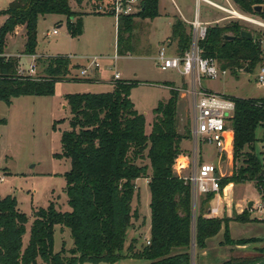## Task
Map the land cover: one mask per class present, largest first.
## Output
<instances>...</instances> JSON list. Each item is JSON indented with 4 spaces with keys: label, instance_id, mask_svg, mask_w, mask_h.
Instances as JSON below:
<instances>
[{
    "label": "trees",
    "instance_id": "obj_1",
    "mask_svg": "<svg viewBox=\"0 0 264 264\" xmlns=\"http://www.w3.org/2000/svg\"><path fill=\"white\" fill-rule=\"evenodd\" d=\"M231 1L243 15L264 20V0ZM256 6H261L260 11L254 9ZM48 14L65 16L71 37L82 34L84 13L77 14L70 0H11L0 10V101L6 105L21 96L52 95L58 82H90L89 78L71 73L79 64H73L70 55L35 57L41 68L35 76L20 72L19 56L6 55L8 35L22 26L24 45L20 55L33 56L38 17ZM158 15V0H140L136 12L119 15L117 55L133 49L135 18L153 19ZM243 30L247 28L239 19L207 26L205 38L199 41L201 56L215 59L220 68L232 73L262 64V34L248 30L252 38L247 39L241 36ZM225 34L233 39H224ZM170 38L176 39L179 55L183 54L190 45L191 26L189 33L185 22L175 17ZM139 83L114 79L112 90L107 92L65 94L71 117L69 129L61 133V154L56 157L70 161V168L64 173L69 210H58L52 202L34 210L29 239L24 245L27 216L18 208L15 196L0 197V264H115L124 258L142 260V264H200L192 262V245L200 254L206 250L208 238L220 230L224 245L264 242L263 237H230V221H257L249 216L247 208L230 217L206 216L214 197L212 192L204 194L194 213L191 186L173 169L175 159L183 153L182 141L190 137V130L178 131L179 93L171 87L169 98L157 103L152 109L150 131L146 132L145 117L130 98L132 88ZM230 97L235 103L230 126L236 164L232 174L221 179L220 187L254 182L264 202V164L261 151L258 153L255 148L259 139L264 142V132L259 139L255 134L258 126L264 128V98ZM138 178L147 179L150 193L149 244L145 239L139 242L136 236L127 241L128 230L139 218V210L132 208ZM56 225L70 231L71 248L66 250L63 243L59 251H54ZM256 248L257 255L248 257L235 253L231 247L225 260L213 264H264V246Z\"/></svg>",
    "mask_w": 264,
    "mask_h": 264
},
{
    "label": "rangeland",
    "instance_id": "obj_2",
    "mask_svg": "<svg viewBox=\"0 0 264 264\" xmlns=\"http://www.w3.org/2000/svg\"><path fill=\"white\" fill-rule=\"evenodd\" d=\"M10 1L0 0V10L5 9ZM212 1L221 5L230 3L237 9V6L231 0ZM165 2L166 8L176 14L174 18L181 17L184 19L186 30L189 33L190 22L197 14L199 21L206 24V26L214 24L223 25L230 20H236L230 17L224 18L226 16L225 12L203 1L197 4L195 0H175V6L170 0H160L161 7ZM70 4L77 14L99 13L106 15L91 14L85 17L87 31L82 37H69V35H66L65 16L49 15L45 20L42 16L38 17L37 31L39 45L37 52L41 54V51H44L45 47V53L47 54L67 53L85 55L90 59L93 56H99V67L89 73L87 75L89 77H81L89 78L90 80L88 81L90 82H58L55 85L54 93L49 96L19 97L13 100L10 105H6L0 101V119H5V122H1L0 120V178H2L0 180V196H15L18 208L27 216V227H30L29 225L33 220L34 210L40 207H47L49 202H52L58 210H69L64 192V173L69 170L70 161L65 157H56L58 154H61V133L69 129L71 111L65 99V94L67 93H100L110 91L111 85L107 81L110 78L114 80L113 74L119 71L122 78L140 82L136 87L132 88L130 98L134 103L135 109L144 115L145 127L149 129L153 119L152 109L156 107L159 101L169 98V90L172 87L179 93L176 109L178 131L183 133L185 130H190V137L181 143L182 154L191 160L192 153L196 150H193V138L191 136L194 98L189 92L192 88L190 77L182 75L174 69L161 70L156 63L157 51L161 47L166 48V54L168 55L180 53L176 39L170 38V36L167 37V35H170L171 29L168 18L163 16L156 18L151 29L136 22V28L133 30L134 33L131 36L133 49L131 52L123 56L118 55L117 59H113L116 53V25L112 17L109 1L81 0L77 2L76 0H70ZM58 19L62 21H58ZM2 22L3 18L0 17V25ZM240 22L247 30L255 31L256 33L260 32L262 37L264 36V29L244 20H240ZM60 24L61 26H59ZM54 27L58 29V32L46 35V32L51 31ZM22 34V31L18 30L15 35L12 34L13 37L7 38L6 55L9 53H15L13 56L20 55L21 50H23L24 41L20 37ZM9 50H17V52H9ZM18 53L19 55H17ZM87 59L78 63V59L71 56L73 64H79V68L72 69L71 73L80 77V68L91 70V60ZM29 63L31 61L26 57L22 58L19 70L21 69L23 74L33 76L40 74L41 68L35 59L32 61L35 67L34 73L28 72ZM260 65H264V62L257 64L252 70H240L236 73H232L227 69L228 73L225 76L216 79L203 76L201 77L200 85L197 84L196 88L243 98H264V86H261L257 81ZM98 77L101 81H99ZM120 80L122 79L120 78ZM263 132L264 128L258 126L255 130L256 137L258 139L261 138ZM262 144L263 141L259 139L255 144L256 152L262 151ZM217 155V151L212 146L201 142L196 161L216 164L219 162ZM142 162L148 163L147 160ZM220 163L223 174L222 179L230 176L236 164L233 157L232 161L223 158ZM191 171L192 168L187 169L185 175L190 174ZM146 182V178H139L138 181L135 180L136 187L132 208L139 210V218L134 220L133 228L128 230V242L133 236H136L139 242H142L149 223L150 193ZM228 190V200H231V206L225 205V203L221 205L222 216L230 217L235 212L238 211L240 213L247 208L250 210L249 216L257 220L246 223L234 222V224L229 226L230 237L233 239L264 238V221H261L264 220V206L261 208V211L255 208L257 203L262 202L255 183H232L231 191L230 189ZM203 199L204 195L196 196L193 202L194 213L199 210V205ZM249 201H253L250 208L247 207ZM211 203L212 201H210ZM226 208L229 209L230 215L224 213L226 212ZM58 227L59 225L54 228L53 249L55 252L60 250L63 243L66 250L72 247V239H69L68 236L69 230L65 228L67 234L65 233V229H58ZM222 234L223 230L206 242L208 254L203 258L199 257L200 254H196L197 251L194 245H192V262H209L210 264L222 262L228 256L226 246L234 248L235 253H242L248 257L257 255L256 247L264 246V242H249L237 246L224 245L221 244L223 240ZM142 263V260L124 258L115 264Z\"/></svg>",
    "mask_w": 264,
    "mask_h": 264
},
{
    "label": "built area",
    "instance_id": "obj_3",
    "mask_svg": "<svg viewBox=\"0 0 264 264\" xmlns=\"http://www.w3.org/2000/svg\"><path fill=\"white\" fill-rule=\"evenodd\" d=\"M110 7L112 15L118 20L121 14H132L139 9L140 0H110ZM213 5L226 13L229 18H235L247 21L253 25L264 29V20L258 17L246 16L230 3L228 5L215 4ZM191 26V41L189 48L181 55L166 54V48L161 47L158 50L156 63L161 70L174 69L182 75H188L192 88L189 92L194 98L191 127V136L193 138V150L191 160L180 154L173 163L174 171L182 177L185 181L189 182L192 191L193 202L197 195H204L212 192L216 201L213 206H210L208 216L220 215L222 204L226 203V198L229 195L227 184L220 187V181L223 177L221 171V161L223 158L232 161L233 157V129L230 126L231 118L234 114L235 103L230 95L197 89V84L200 85L201 77H208L216 79L225 76L228 73L227 69H222L213 58H205L201 56L199 41L203 40L206 35V24L199 21L197 15L190 22ZM53 34L58 32L57 28L51 31ZM261 50L264 56V36L260 40ZM11 56V55H7ZM117 53L114 54L113 59H117ZM89 60V58L87 59ZM91 70L80 68V77L87 76L95 68L99 67V56H93L91 59ZM28 72L34 73V64L31 62L28 65ZM20 72L23 71L20 69ZM30 75V74H29ZM114 79H120L119 71L113 74ZM257 81L261 86H264V65H260ZM205 142L207 145L212 146L217 151L218 161L216 164L212 162H198V149L200 143ZM261 158L264 164V142L262 144ZM192 168L190 174L185 175V171ZM2 180V178H0ZM231 191V189H230ZM262 201V200H261ZM264 202L257 203L255 208L261 211ZM146 244H149V238H144Z\"/></svg>",
    "mask_w": 264,
    "mask_h": 264
},
{
    "label": "crops",
    "instance_id": "obj_4",
    "mask_svg": "<svg viewBox=\"0 0 264 264\" xmlns=\"http://www.w3.org/2000/svg\"><path fill=\"white\" fill-rule=\"evenodd\" d=\"M170 1H172L173 2V4L176 6V4H175V0H170ZM196 1V3L197 4H199V2L200 1H203V2H205L206 4H208V5H213V3H215V4H218V3H216V2H214V1H212V0H195ZM71 5V4H70ZM228 5V4H227ZM214 6V5H213ZM159 9H160V11H159ZM158 12H159V15L157 16V17H155V18H153V19H139V18H136V19H138V20H136V19H134L135 20V22H138L139 24H141V25H144L145 27H150V29L152 28V24H153V22L155 21V19L156 18H158V17H160V16H163V17H166V18H168V20H169V23H170V27H171V25H172V23H173V18H174V16H176V14H174V13H172L169 9H167L166 8V2L165 3H163V5H162V7H161V5H160V0H158ZM91 14H93V13H84L83 15H82V34L79 36V37H82L83 35H85V33H86V31H87V27H86V22H85V17H87L88 15H91ZM226 14V13H225ZM49 15H55V14H48V15H46V16H44V20L46 19V17L47 16H49ZM93 15H96V14H93ZM103 15H106V14H103ZM198 15V14H197ZM56 16H63V15H56ZM64 17V16H63ZM112 17H113V19H114V22H115V25H116V29H115V31H116V36H115V51H116V40H117V20H116V18H115V16H113L112 15ZM3 18V17H2ZM58 18H60V17H58ZM181 18V17H180ZM224 18H228L227 16H225ZM182 19V18H181ZM183 21H184V19H182ZM58 21H62L61 19H58ZM66 22V21H65ZM185 22V21H184ZM59 26H61V24L59 25ZM37 28H38V21H37ZM18 30H20V31H22V33H23V27L22 26H20V27H17L16 29H15V32L14 33H12L13 35H15L17 32H18ZM52 31V30H51ZM51 31H47L46 32V35H49V34H53ZM133 33H134V31H133ZM132 33V34H133ZM12 34H10V35H8V37H13V35ZM170 34H171V29H170ZM66 35L68 36L69 34H68V32L66 31ZM149 35H150V33H149ZM168 36H170V35H167V37ZM7 37V38H8ZM20 37H22L23 38V40H24V36H23V34H22V36H20ZM69 37H71L70 35H69ZM166 37V38H167ZM164 41V40H163ZM163 41H161V42H163ZM161 42H159V43H161ZM23 45H24V41H23ZM38 45H39V39H38V31H37V46H36V50H35V54L33 55V56H27V55H19V53L17 54V55H19V58H20V60H19V63H21V59L22 58H24V57H26L28 60H30L31 62L33 61V59L35 58V57H38V56H45V55H57V54H65V55H70V56H72V57H75V58H77L78 60V63H81L84 59H86V58H89V57H86L85 55H75V54H67V53H56V54H53V53H50V54H47V53H45L46 52V48L44 47V51H41L42 53L41 54H39L38 52H37V49H38ZM6 51H7V49H5V53H6ZM22 51V50H21ZM9 52H17V50H15V51H10L9 50ZM157 53H158V51H157ZM7 55H11V56H13V55H15V53H9V54H7ZM90 59V58H89ZM30 64V63H29ZM28 64V65H29ZM96 72H97V70H96ZM120 78L121 79H126V78H122V76H121V74H120ZM98 79H99V77H98ZM110 80H111V78H110ZM110 80H108L107 82L111 85V90H112V84H111V82H110ZM99 81H101V79H99ZM93 82H98V81H93ZM21 97H30V96H21ZM17 98H19V97H17ZM17 98H14V99H12V101L13 100H16ZM0 120H2L1 122H5V119H0ZM145 129H146V127H145ZM146 131H150V128L149 129H146ZM139 180V178L136 180V181H138ZM147 183V182H146ZM231 186H232V183H231ZM231 186H228L227 187V189H231ZM135 196V195H134ZM0 197H2V196H0ZM228 197H229V195L227 196V197H225L226 198V203H228V206H231V200H228ZM212 201V203L210 204V206H213L214 205V202L216 201V199L213 197V199L211 200ZM36 210V209H35ZM229 209H225V211L226 212H224V213H226V214H228V215H230L231 213L228 211ZM67 211V210H66ZM238 212V211H237ZM239 213V212H238ZM208 214V213H207ZM207 214H206V216H207ZM222 212H221V209H220V215H218V216H222ZM234 222H236V221H230L229 222V224H228V227L230 226V225H232V224H234ZM28 223V222H27ZM32 223V222H31ZM31 223H30V225H31ZM29 225V226H30ZM57 226V225H56ZM55 228V227H54ZM62 227L61 226H59L58 227V229H61ZM63 229H65V228H63ZM29 231H30V227H27L26 226V231H25V234L23 235V244L24 245H26L27 244V242H28V239H29ZM220 232H222V230H220ZM219 232V233H220ZM65 233H67V231H66V229H65ZM218 233V234H219ZM68 234V233H67ZM129 234V233H128ZM223 235V234H222ZM68 236H69V239L71 238L70 237V231H69V234H68ZM144 238H149V227L147 226V228H146V230H145V236H144ZM232 238V237H231ZM210 238H208V240H209ZM233 239V238H232ZM207 240V241H208ZM226 248V252H227V255H229V252H230V246H226L225 247ZM207 254H208V252L205 250V251H203V252H201L200 253V258H203V257H205V256H207ZM228 257V256H227ZM195 263H199V262H195ZM84 264H86V263H84ZM200 264H210L209 262H202V263H200ZM212 264V263H211Z\"/></svg>",
    "mask_w": 264,
    "mask_h": 264
},
{
    "label": "water",
    "instance_id": "obj_5",
    "mask_svg": "<svg viewBox=\"0 0 264 264\" xmlns=\"http://www.w3.org/2000/svg\"><path fill=\"white\" fill-rule=\"evenodd\" d=\"M254 9H255L256 11H260L261 6H256ZM241 36H242L243 38L251 39V38H252V33H251L250 31H248V30H243V31H241ZM224 39H226V40H231V39H233V36H232V35H229V34H225V35H224ZM243 71H247V67H245V68L243 69ZM252 204H253V201H249V202L247 203V207L250 208V207L252 206ZM209 212H210V208L208 209L207 213H209ZM261 262H262V261H259V262L255 263V264H260Z\"/></svg>",
    "mask_w": 264,
    "mask_h": 264
}]
</instances>
